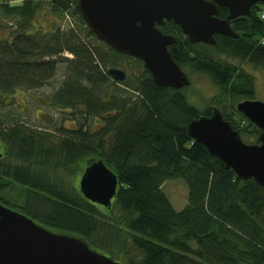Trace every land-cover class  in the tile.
I'll use <instances>...</instances> for the list:
<instances>
[{"label": "trees", "instance_id": "16d2710c", "mask_svg": "<svg viewBox=\"0 0 264 264\" xmlns=\"http://www.w3.org/2000/svg\"><path fill=\"white\" fill-rule=\"evenodd\" d=\"M77 1L0 0V17L14 25H0V204L51 232L81 239L119 264H264V188L238 177L186 131L213 108L239 134L245 130L226 113L223 98L253 99L254 84L212 51L264 69L259 4L250 18H238V39L215 35V44L207 45L178 38L170 49L180 68L206 75L220 93H232L200 109L180 89L156 86L142 62L99 40ZM45 5L67 25L38 24ZM128 60L142 69L137 79L116 81L107 74ZM51 80L59 83L51 106L75 127L56 126L51 118L52 129L32 126L4 111L17 90H38ZM94 119L96 128L90 125ZM254 132L258 143L260 131ZM95 160L118 181L108 207L79 191L81 174ZM172 179L187 187L179 211L162 190ZM13 187L19 204L3 194Z\"/></svg>", "mask_w": 264, "mask_h": 264}, {"label": "water", "instance_id": "95a60500", "mask_svg": "<svg viewBox=\"0 0 264 264\" xmlns=\"http://www.w3.org/2000/svg\"><path fill=\"white\" fill-rule=\"evenodd\" d=\"M257 4L264 0H78L77 8L99 40L142 62L156 86L181 89L189 85V79L167 50L175 38L162 34L157 26L172 20L191 43L214 45V35L235 38L229 21L250 18ZM219 8L227 10L224 19L219 18ZM107 74L116 81L126 77L118 68L107 70ZM236 110L260 130L258 143H244L216 109L208 117L191 120L186 131L238 177L253 179L264 188V103L245 100ZM117 184L116 175L102 160H95L81 174L79 191L86 199L108 207ZM0 264L119 263L81 239L51 232L0 204Z\"/></svg>", "mask_w": 264, "mask_h": 264}, {"label": "rangeland", "instance_id": "374dc122", "mask_svg": "<svg viewBox=\"0 0 264 264\" xmlns=\"http://www.w3.org/2000/svg\"><path fill=\"white\" fill-rule=\"evenodd\" d=\"M45 1L47 2L51 0ZM258 6L261 9L259 13H262L264 11V4H259ZM36 19L37 23L45 26V28H49L51 25L53 27L60 26L63 28L67 25V20L65 21L63 17L58 15H52L47 5H45L43 9L38 12ZM0 25L3 27L14 26L8 18L2 17H0ZM262 39L264 41V37ZM89 42L95 45V42L92 38L89 39ZM212 53L214 59L222 63L232 65L235 68L236 75L241 74V76H243L242 78L250 77L255 88L253 99L255 101L264 103V69L257 68L238 57H232L225 53H216L214 51H212ZM118 68L123 70L126 78L130 80L131 78L137 79L140 71L142 70L137 65V63L130 60L124 61L121 64V67ZM183 71L187 75L190 84L189 86L184 87V89L181 91L187 98H189V102L198 106L200 109H202L207 102L213 103L212 100H215L219 96V94H217L219 91L218 88L210 81V79L206 75H203L189 67L183 68ZM61 73L62 68L58 70L56 75L57 79L60 78ZM58 85L59 83L51 80L44 87L38 90H17L14 93V98L9 101L11 104L4 106L3 109L5 112H15L19 120L24 121L26 124L32 126L36 125L37 127H48L52 129L53 124H50L51 118L53 119L56 126L63 125L67 127L70 126L72 128V126H74V122L69 120L67 117L68 115L65 117L61 110L51 106L50 104V97ZM221 94L232 93L223 92ZM242 99L244 98L241 96L230 97L228 95L223 98V103L226 104V113L234 117V123H239V126L245 129L241 132V134H239L241 140L246 144H255L254 140L257 135L256 132H254V128L248 125L237 113V111L231 109V105H233L234 102L238 103ZM96 123L98 124L97 119L90 121L91 127L96 128ZM162 190L169 198L175 210L179 211L184 208L187 199V187L182 179H172L165 181L162 185ZM18 192V188L13 187L4 191L3 194L5 197L14 200L15 203L19 204L21 197L18 195Z\"/></svg>", "mask_w": 264, "mask_h": 264}, {"label": "flooded vegetation", "instance_id": "af4514ba", "mask_svg": "<svg viewBox=\"0 0 264 264\" xmlns=\"http://www.w3.org/2000/svg\"><path fill=\"white\" fill-rule=\"evenodd\" d=\"M225 9V8H224ZM226 15H227V12H226V14L225 15H223L222 13H219V18H221V19H224L225 17H226ZM239 18V17H238ZM238 18H235V19H233V20H230L229 21V26H230V28H231V30L233 31V33L236 35V37L235 38H233V37H230V36H224V37H230V38H233V39H238L239 38V36L241 35V31L239 30V28L236 26V23H237V21H238ZM177 25H175L174 23H173V21L172 20H164L163 21V23L161 24V25H158L157 26V28L160 30V32L162 33V34H164V35H169V36H172V37H174L175 38V41H174V43H172V44H170V45H168L167 46V50H168V52L170 53V49L172 48H174V46H173V44H175V42L177 41V39L178 38H182V39H187V41L190 43V44H195V43H191L190 41H189V39L187 38V36L186 35H184L183 34V32L181 31V29H180V27L179 26H177ZM170 28H173V29H170ZM177 28V29H176ZM215 36V35H214ZM222 36V35H221ZM170 55H171V53H170ZM171 58H172V56H171ZM173 59V58H172ZM174 61V60H173ZM175 62V61H174ZM177 64V63H176ZM178 65V64H177ZM179 66V65H178ZM181 70L183 71V69L181 68ZM184 72V71H183ZM211 81V80H210ZM212 82V81H211ZM214 85H215V83L214 82H212ZM189 84H190V82H189ZM189 86V85H188ZM216 86V85H215ZM187 87V86H186ZM217 87V86H216ZM169 88H171V87H169ZM184 88H181L180 89V91L181 90H183ZM219 91V90H218ZM226 93H230V92H226ZM217 94H221V93H217ZM245 100H254V99H242L240 102H242V101H245ZM239 103V102H238ZM237 103V104H238ZM236 104V105H237ZM213 109H216V108H213ZM220 111V110H219ZM213 112V111H212ZM221 113V112H220ZM238 113V112H237ZM240 116L242 115L243 116V120L248 124V125H250L252 128H257V126L256 125H254L253 123H251L249 120H247L245 117H244V115L242 114V113H238ZM258 129V128H257ZM259 130V129H258ZM260 131V130H259ZM257 142H258V140H257Z\"/></svg>", "mask_w": 264, "mask_h": 264}, {"label": "built area", "instance_id": "2783aa9c", "mask_svg": "<svg viewBox=\"0 0 264 264\" xmlns=\"http://www.w3.org/2000/svg\"><path fill=\"white\" fill-rule=\"evenodd\" d=\"M8 1H10V2H15V1H17V0H8ZM260 18H261L262 20L264 19V12L260 13ZM259 44H261V45L264 44L263 39L260 40V43H259Z\"/></svg>", "mask_w": 264, "mask_h": 264}]
</instances>
